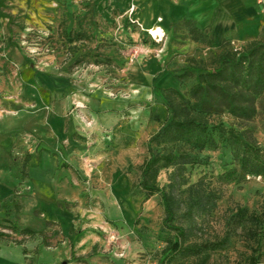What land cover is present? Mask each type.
I'll use <instances>...</instances> for the list:
<instances>
[{
	"label": "rangeland",
	"instance_id": "rangeland-1",
	"mask_svg": "<svg viewBox=\"0 0 264 264\" xmlns=\"http://www.w3.org/2000/svg\"><path fill=\"white\" fill-rule=\"evenodd\" d=\"M128 1L0 0V109H6L8 102L17 107L24 93L30 94V86H34L41 92L42 104L51 107L44 110L45 120L55 107L44 86L35 81V75L42 74L48 80H52L49 76L75 78L70 87L74 93L68 96L71 109L79 110L78 115L84 110L78 121L84 136L74 135L83 154L64 165L80 184L69 194L76 196L74 208L63 204L69 217L79 223L75 231L78 239L71 244L69 255L56 263L52 260L62 253H45L42 259L30 257L16 264H160L163 250L176 237L164 226L161 194L144 202L139 186L149 139L168 115L154 88L177 87L174 76L202 62L210 65L219 41L214 34V43L207 35L208 40L194 41L184 25L171 27L161 40L129 19L123 9ZM72 34H80L75 43L68 41V36L74 38ZM228 41L241 50L248 42ZM185 81L179 87L184 94L194 80L189 77ZM6 113V125L0 127V183L9 186L12 193L0 202V234L9 236H0V264H10L3 251L14 258L21 255L22 247L14 241L22 240L21 230L26 227L46 230L51 247H58L62 241L57 225H48L53 217L47 214L41 218L34 208V184L28 183L29 192L22 190L21 173L29 169H24V144L28 153H36L37 146L49 138L47 130L39 119L22 127L7 116L15 113ZM223 121L232 122L227 117ZM255 127V136L264 146V111ZM4 149H9V158ZM199 158L198 164L187 168L189 181L195 184L201 180L203 189L218 194L219 200L215 207L195 210L191 226L185 213L186 196L177 192L180 205L174 225L193 229L187 242L220 244L230 235L229 242L210 251L207 261L194 254L177 253L163 264H254V260L264 264V239L258 242L264 230V181L236 178L224 182L221 176L234 167L228 152L211 150ZM170 173H160L161 188L169 183ZM238 207L262 216L258 237L252 222L236 226L232 221ZM32 239L46 247L42 238ZM34 255H39L37 249Z\"/></svg>",
	"mask_w": 264,
	"mask_h": 264
},
{
	"label": "trees",
	"instance_id": "trees-1",
	"mask_svg": "<svg viewBox=\"0 0 264 264\" xmlns=\"http://www.w3.org/2000/svg\"><path fill=\"white\" fill-rule=\"evenodd\" d=\"M183 25L194 41L208 40L192 20H181L171 27L176 29ZM72 35L74 38L68 36V41L75 43L80 34ZM189 77L194 81L184 94L179 87L184 86ZM174 79L177 87L154 88L168 115L149 139V155L141 166L139 181L144 202L161 194L165 211L164 226L176 234L163 250L160 264L177 253L194 254L207 261L210 251L229 242L230 235L220 244L187 242L193 229L174 225L180 205L177 192L186 196L185 213L192 221L191 226L195 210L205 211L206 208L215 207L219 200L218 194L203 189L201 180L191 184L186 174L189 166L194 167L200 162L202 153L211 150L229 153L234 167L221 176L226 183L236 178L247 181L260 177L264 181V146L255 136V121L264 111V40H250L242 50L232 46L231 41H224L210 65L203 62L194 65L183 75L174 76ZM224 117L232 122L223 121ZM28 162L29 156L25 158L24 169L28 167ZM163 170H171V173L169 183L161 188L158 178ZM22 176H26L25 171ZM261 217L238 207L232 221L236 226L252 222L256 228L254 236L258 237L262 229ZM21 233L24 237L14 241L15 244L23 245L26 239L38 236L42 238L44 246L51 247L44 232L37 234L24 229ZM261 239H264V230L259 234L258 242ZM253 262L257 263L255 260Z\"/></svg>",
	"mask_w": 264,
	"mask_h": 264
},
{
	"label": "crops",
	"instance_id": "crops-1",
	"mask_svg": "<svg viewBox=\"0 0 264 264\" xmlns=\"http://www.w3.org/2000/svg\"><path fill=\"white\" fill-rule=\"evenodd\" d=\"M128 3L124 2L123 7L126 9V15L144 31L160 30L165 36L171 30L172 24L187 19L192 20L209 37L211 42L214 43L211 34L217 36L219 41V44H215L217 46H220L225 40H233L235 44L264 37V8L257 4V0H143L140 2L129 0ZM32 68L30 67V69ZM49 77L52 80L45 79L42 74L35 75V81L42 87L44 86V91L52 97L50 102H53L52 106L55 107L48 112L45 120H42L44 110H50L51 107L44 106L40 100L41 92L36 87L30 86L33 88L30 94L24 93L17 107H13L11 102H8L9 105L5 102L7 103L6 109H0L4 112L0 117V127L6 125L4 123L5 113L13 112L15 115H7L10 117V121H18L19 125L27 127L33 120L36 123V120L39 119L40 126L47 130L49 138L37 146L36 153H28L27 146L24 144L23 152H26V157L29 156L27 167L29 169L28 172L26 171L25 177L21 173V182L26 187V189L23 187L22 190L24 193L29 192L28 183L34 184L33 199L36 203L34 208L40 212L39 217L41 218H46L47 214L53 217V220H48V223L57 225L62 241L58 247H43L35 239H26L21 245V255L15 256L16 258L7 251H3L10 264L25 262L30 257L42 259L45 253L56 254L55 256L62 253L52 260V263H56L69 255L71 244H75L78 239L75 231L78 229L79 223L69 217L67 209L68 206L71 210L74 208L72 203L76 200V196L69 194L72 189L80 187V184L73 172L64 169V165L68 160H75L76 155L83 154L80 150L82 145L74 135L84 136L78 125L84 110H80L78 115L76 112L79 110L74 112L71 109L72 99H69L68 96L74 93L70 87L74 86L72 81L75 78L72 79L71 76H67V78ZM21 85L27 88L23 81ZM77 102L80 103L78 100ZM60 112L63 115L60 116ZM60 119L65 120L60 121ZM2 123L5 125L3 126ZM37 127L39 125H36ZM36 128L35 130H37ZM9 149L3 151L8 158ZM10 189L4 183H0V202L11 195ZM21 195L20 197H23ZM33 228L35 227L24 229H30L36 233L46 232V230ZM36 249L39 251L38 256L34 255Z\"/></svg>",
	"mask_w": 264,
	"mask_h": 264
},
{
	"label": "built area",
	"instance_id": "built-area-1",
	"mask_svg": "<svg viewBox=\"0 0 264 264\" xmlns=\"http://www.w3.org/2000/svg\"><path fill=\"white\" fill-rule=\"evenodd\" d=\"M257 4L259 5V6H261V7H263L264 8V0H257ZM155 37H158V38H160L161 40H162V37H164V34L162 33V32H160L159 34H157V36H155ZM26 140V139H25ZM27 142H28V140H27ZM256 180H261V178L259 177V178H256Z\"/></svg>",
	"mask_w": 264,
	"mask_h": 264
},
{
	"label": "bare ground",
	"instance_id": "bare-ground-1",
	"mask_svg": "<svg viewBox=\"0 0 264 264\" xmlns=\"http://www.w3.org/2000/svg\"><path fill=\"white\" fill-rule=\"evenodd\" d=\"M140 6V5H139ZM135 9V8H134ZM143 9V8H142ZM144 10V9H143ZM139 11V10H138ZM135 14V13H134ZM133 14V15H134ZM141 14V13H140ZM138 16V15H137ZM165 31V30H164ZM151 32V34L152 35H154V36H157V34H159L161 31L160 30H152V31H150ZM150 36V35H149ZM113 208H115L116 209V207H113ZM112 208V209H113ZM114 210V209H113ZM112 211V210H111ZM118 213V212H117ZM117 215H119V214H117ZM132 216V215H131Z\"/></svg>",
	"mask_w": 264,
	"mask_h": 264
},
{
	"label": "water",
	"instance_id": "water-1",
	"mask_svg": "<svg viewBox=\"0 0 264 264\" xmlns=\"http://www.w3.org/2000/svg\"><path fill=\"white\" fill-rule=\"evenodd\" d=\"M62 264H68V261H65L64 263H62Z\"/></svg>",
	"mask_w": 264,
	"mask_h": 264
}]
</instances>
